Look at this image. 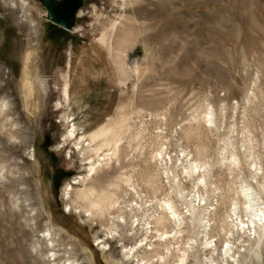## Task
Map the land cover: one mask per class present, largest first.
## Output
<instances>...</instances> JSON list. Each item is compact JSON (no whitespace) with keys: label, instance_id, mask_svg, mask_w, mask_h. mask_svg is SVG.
<instances>
[{"label":"rangeland","instance_id":"rangeland-1","mask_svg":"<svg viewBox=\"0 0 264 264\" xmlns=\"http://www.w3.org/2000/svg\"><path fill=\"white\" fill-rule=\"evenodd\" d=\"M84 48L92 49L96 77L87 78L77 104L66 103L64 80ZM117 49L125 75L116 66ZM252 90L258 101L248 103ZM206 104L213 124L195 129L190 117ZM1 105L0 264H53L52 248L60 264H137L153 248L155 238L145 240L143 228L151 227L146 236L156 234L154 217L144 221L160 212L157 203L169 201L189 217L191 204L218 200L217 228L229 202L220 191L231 176L216 166L227 136L238 150L246 125L264 146V0H85L71 31L47 20L38 0H0ZM74 122L87 130L77 146L63 141ZM104 124L110 138L125 126L129 131L120 159L90 184L114 192L120 209L93 216L74 201L83 185L72 192L67 185L89 175V134ZM111 149L102 146L97 155ZM240 150L239 177L251 182L250 160ZM160 152L164 160L155 161ZM188 162L204 166L199 184L184 176ZM128 175L129 186L117 188ZM189 222L184 236L194 233ZM221 239V232L214 236L217 247ZM262 258L264 264V251Z\"/></svg>","mask_w":264,"mask_h":264},{"label":"bare ground","instance_id":"bare-ground-1","mask_svg":"<svg viewBox=\"0 0 264 264\" xmlns=\"http://www.w3.org/2000/svg\"><path fill=\"white\" fill-rule=\"evenodd\" d=\"M113 27L114 24H112L111 29ZM90 52L92 53V49L90 51L89 48H84L74 61L73 68L71 71H69L70 74L65 77L61 92L66 103L71 102L73 104H77L76 97L87 87V78L89 76L96 77L91 64ZM116 53L117 54L115 57L117 58L116 66L118 72L120 75H125L124 60L121 56L122 50L117 49ZM28 78V73L24 71L21 77L23 87H25ZM258 81L259 75L255 77L253 84H257ZM258 87L259 86H257V88ZM254 99H257L258 101V95L252 90L250 94L246 95V101L248 103H252ZM212 110L213 109L210 104H206L203 105L200 110L195 113V115L193 114L192 117H190V122H194L195 129L201 125L203 127L209 125L208 127H210V125L213 124ZM3 112V106L1 105L0 113ZM209 117H211V122H209ZM81 126L82 125L75 124V122L72 123L70 129L68 128L63 141L66 143L67 141L75 140L74 145H79L77 141H80L84 138L83 131L86 130H83ZM110 127L111 126L109 124H104L98 132L92 131L89 134L87 150H85L87 152L93 153L86 157V159L90 160V162L88 161L89 163H87L89 166V175L85 177L78 176L77 178L73 179L70 185H67L71 192L74 190L73 185H83L82 188H77L73 191L74 201L81 203L84 213L87 212V214L93 216H104L109 212V210L116 208L118 209L120 206L118 198L114 192L108 191V189L105 188L98 191L93 184H90L103 166L109 165L113 161L116 162L118 159H120L118 158V152L121 150L119 149V144L121 143L122 139H124L123 136L127 131H129V129L127 126H125V130L123 132L121 131V134L114 133V136L110 138ZM141 132L142 129H138L135 138H137ZM245 133H249L246 125H244L240 130V134L242 136L239 147L243 149V154L245 153L246 157H248L250 160V162H248L249 166H251L249 169V176L251 177L252 181L246 182L241 177H239L238 171H240L242 163L240 162V158L238 156L241 150L238 148V146V150H235L234 144L231 141V136H227V138L222 141L223 149L222 153H220V157L216 161V166L219 171H222V173H228L231 176V183L226 187L225 190L220 191V196H223L225 192L229 193V202L227 208L225 207L226 209L224 210L222 217L219 219L220 223L217 228H214V224L217 223V217L219 216L218 208L222 204V202H219L218 200H216L215 204L212 201H206L203 206H201L199 203H190L192 205L191 208L193 210V216L189 217L182 216V212H178L176 206L169 201L157 203L156 206L160 212L157 213V216H155L156 214L154 212L148 214L147 219L144 221V225L150 224L151 222H148V219L154 217L153 223L156 226V234L146 236L148 233L151 234V227L143 228L145 232V240L147 237H149L150 240L155 238L154 243H148L150 248L152 246L153 248H151V251H145L138 260L137 264H150L153 257H156L157 264H261L263 262L262 251H264V215H262V213H264V146H262L252 134L249 133L248 135ZM158 136L159 135H157V137ZM96 140L97 142L99 141V143H97V145L95 144L94 147H91V143ZM109 144L112 145L111 153L101 154V159H99L100 156L97 155L98 151L102 148V146H108ZM80 150H82V147H80ZM157 154V156L155 155L153 157L155 161L158 159L161 161L164 160L161 152ZM94 155H97V159L93 158ZM203 168L204 166H198L193 162H188V165H184L182 170L185 173L184 176L188 177L190 182L194 181L195 184H199V181L202 177L200 171ZM129 183L130 177L128 175L120 178L116 183V187L120 188L121 185L128 187ZM177 187L179 186L177 185ZM217 189L218 188L215 187V189H210L209 191L213 193ZM179 191L181 192V190ZM123 192L126 193L127 189L124 188ZM153 207L154 206L147 209L146 212L150 209H153ZM169 208H171V211H169ZM155 212L157 211L155 210ZM189 220H191L193 223L191 228L194 229V233L193 235L184 236V231L189 225ZM241 225H245V227L241 228ZM219 232L222 233V239L220 247H217L216 243L214 242V236ZM46 236H49V234ZM196 238H199V242L197 241L198 243L196 242ZM48 242H50L51 247H54L51 238L48 239ZM225 245H228L227 249H225ZM48 252L52 253L51 257L53 264L61 263V259L57 260L56 251L53 248L49 249ZM136 252L138 253L139 249ZM66 262L68 264L74 263H70V259L65 260V263Z\"/></svg>","mask_w":264,"mask_h":264},{"label":"water","instance_id":"water-1","mask_svg":"<svg viewBox=\"0 0 264 264\" xmlns=\"http://www.w3.org/2000/svg\"><path fill=\"white\" fill-rule=\"evenodd\" d=\"M45 11V17L51 23L64 30H72L76 25L78 11L85 0H38Z\"/></svg>","mask_w":264,"mask_h":264},{"label":"snow or ice","instance_id":"snow-or-ice-1","mask_svg":"<svg viewBox=\"0 0 264 264\" xmlns=\"http://www.w3.org/2000/svg\"><path fill=\"white\" fill-rule=\"evenodd\" d=\"M4 107H7L6 102H4ZM209 122H211V117H209ZM201 183H203V181H201ZM169 211H171V208H169ZM262 215H264V213H262ZM243 227H245V225H241V228H243ZM227 247H228V245H225V249H227Z\"/></svg>","mask_w":264,"mask_h":264}]
</instances>
